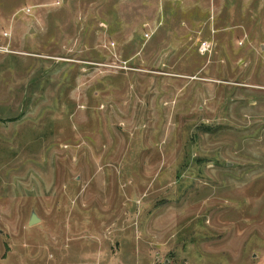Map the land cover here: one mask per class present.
<instances>
[{
  "label": "rangeland",
  "instance_id": "374dc122",
  "mask_svg": "<svg viewBox=\"0 0 264 264\" xmlns=\"http://www.w3.org/2000/svg\"><path fill=\"white\" fill-rule=\"evenodd\" d=\"M0 264H264V0H0Z\"/></svg>",
  "mask_w": 264,
  "mask_h": 264
},
{
  "label": "water",
  "instance_id": "95a60500",
  "mask_svg": "<svg viewBox=\"0 0 264 264\" xmlns=\"http://www.w3.org/2000/svg\"><path fill=\"white\" fill-rule=\"evenodd\" d=\"M39 222H40V219L36 215H32V217H31V219L29 221V225L33 226V225H35V224H37Z\"/></svg>",
  "mask_w": 264,
  "mask_h": 264
},
{
  "label": "built area",
  "instance_id": "2783aa9c",
  "mask_svg": "<svg viewBox=\"0 0 264 264\" xmlns=\"http://www.w3.org/2000/svg\"><path fill=\"white\" fill-rule=\"evenodd\" d=\"M209 48H210V45L206 42H203L201 47H200V50L202 53H205V52H207V50H209Z\"/></svg>",
  "mask_w": 264,
  "mask_h": 264
}]
</instances>
